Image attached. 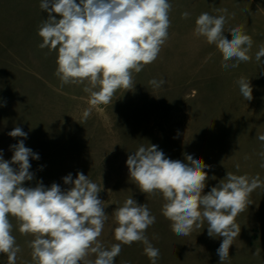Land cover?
Returning <instances> with one entry per match:
<instances>
[{
	"label": "rangeland",
	"instance_id": "1",
	"mask_svg": "<svg viewBox=\"0 0 264 264\" xmlns=\"http://www.w3.org/2000/svg\"><path fill=\"white\" fill-rule=\"evenodd\" d=\"M78 2V0H77ZM169 39L155 62L140 73H133L132 90H118L112 103L93 109L84 121L88 94L83 86L63 85L55 75L56 52L41 49L38 26L47 19L40 0H0V150L11 160L10 145L22 137L8 132L20 127L26 132L25 146L39 155L30 158L32 181L46 187L57 183L67 189L63 177L76 178L82 172L99 185L109 219L100 240L105 247L118 241L111 213L132 196L146 203L156 222L146 235L160 250L157 264H219L217 249L223 237H209L207 222L188 236L176 235L161 212L164 203L159 193H142L131 181L126 160L141 145L158 146L167 158L184 160L185 154L201 159L208 173L202 194L224 179L227 172L259 175L264 181V57L255 54L264 45V0H170ZM217 8L234 13L226 27L244 26L253 39L249 62L237 68L221 67L222 56L215 45L193 35L195 19L202 12L219 15ZM189 12L188 19L181 13ZM59 18V17H57ZM231 39V35L225 32ZM249 79L253 99L245 100L236 81ZM165 79L154 88L152 79ZM240 168L237 172L236 165ZM215 177V179H213ZM252 204L238 215L240 234L230 246L224 264H264V187L250 196ZM12 234L21 248L16 264H33L28 242L21 235L14 217ZM260 249V255L253 253ZM94 258V257H92ZM0 264L7 256L0 254ZM115 264H151L144 245L134 242L122 246Z\"/></svg>",
	"mask_w": 264,
	"mask_h": 264
},
{
	"label": "clouds",
	"instance_id": "2",
	"mask_svg": "<svg viewBox=\"0 0 264 264\" xmlns=\"http://www.w3.org/2000/svg\"><path fill=\"white\" fill-rule=\"evenodd\" d=\"M39 6L48 15L38 26L42 38L38 46L57 53L55 75L61 86L82 85L88 94L84 121L93 109L112 103L118 90H132L133 73L155 62L169 39L170 0H40ZM215 11L220 14L202 12L196 17L193 35L216 46L222 56L221 67L226 70L251 61L252 37L243 25L226 27L235 15L227 8ZM190 15L185 11L181 18ZM261 57L264 45L255 54L257 62ZM236 83L242 97L252 100L249 79L241 76ZM149 84L160 88L166 80L152 79ZM8 135L23 139L10 145L11 160H5L0 150V254L7 256V264H16L21 252L10 217L17 220L21 235L33 237L28 242L33 264H115L122 246L134 242H141L151 264H157L160 250L146 235L156 217L146 203L138 204L130 196L115 208L111 216L118 243L105 247L100 237L109 214L99 199L102 188L82 172L75 179L71 173L63 177L64 184L70 186L67 189L55 182L50 187L40 181L24 186L34 179L30 158L38 160L39 155L25 146L28 134L22 128L17 126ZM258 139L264 142V134ZM258 155L264 159V151ZM126 165L131 181L142 193L162 195V215L171 222L176 235L188 236L206 221L209 237H223L217 249L219 264L228 260L230 246L240 234L236 218L252 204V192L264 187L259 175L227 172L202 194L208 179L205 168L209 166L188 154L184 160L167 158L154 144L131 152ZM260 166L264 168V163ZM239 168L237 164V172ZM260 251L256 249L253 254L259 256Z\"/></svg>",
	"mask_w": 264,
	"mask_h": 264
}]
</instances>
